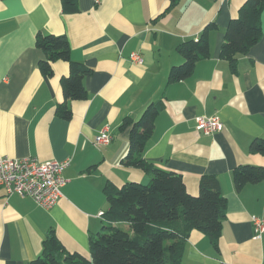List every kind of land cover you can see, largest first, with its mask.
Returning <instances> with one entry per match:
<instances>
[{
    "label": "crops",
    "instance_id": "crops-1",
    "mask_svg": "<svg viewBox=\"0 0 264 264\" xmlns=\"http://www.w3.org/2000/svg\"><path fill=\"white\" fill-rule=\"evenodd\" d=\"M246 0H78L79 12L65 14L61 0H0V155L71 159L58 204L46 210L31 198L0 189V264H29L42 256L54 231L70 251L90 255V237L103 227L107 184L143 182L144 171L126 167L130 128L159 101L145 160L182 175L197 196L204 175H214L227 200L218 249L200 231L186 243L182 264H264V234L257 238L252 218L264 219V179L237 190L238 166L264 167V156L250 153L264 139V12L262 39L240 56L237 72L220 56L226 29ZM210 57L199 61L188 79L169 84L174 66L184 62L177 48L198 39L206 26ZM65 36L72 61L92 70L84 84L88 98L70 102L72 118L56 115L64 101L61 80L70 65L57 61L51 77L42 75L44 52L36 36ZM133 54L143 62L134 63ZM218 116L221 132L204 134L196 118ZM112 137L94 146L101 133ZM120 227L126 229L127 224Z\"/></svg>",
    "mask_w": 264,
    "mask_h": 264
},
{
    "label": "trees",
    "instance_id": "trees-1",
    "mask_svg": "<svg viewBox=\"0 0 264 264\" xmlns=\"http://www.w3.org/2000/svg\"><path fill=\"white\" fill-rule=\"evenodd\" d=\"M61 2L65 14L79 12L78 0ZM179 2L169 0L167 10ZM263 12L264 0H246L226 29L220 56L230 63L233 73L237 72L239 57L248 54L262 39ZM216 27L215 23L209 24L197 40H188L177 48L184 62L171 69L169 84L188 79L194 74L197 63L210 57L209 34ZM36 47L45 54L39 63L42 75L53 76V65L57 61L70 65V74L61 80L65 99L56 108L59 118L70 120V102L88 98L84 80L92 70L72 61L70 43L65 36L38 33ZM163 107L161 101L152 103L139 120L127 118L122 125V129L130 128L129 150L122 164L141 169L150 181L147 184L127 182L121 187L106 185L108 209L102 215V229L90 237V255L68 250L54 231H50L43 255L29 264H182L187 240L195 230L205 234L218 249L227 216V200L218 178L204 175L199 194L194 196L188 192L181 174L145 160L146 145ZM250 153L264 156V139H255ZM263 179L264 167L261 166H238L233 172L237 190ZM121 223L128 228L120 227Z\"/></svg>",
    "mask_w": 264,
    "mask_h": 264
},
{
    "label": "built area",
    "instance_id": "built-area-1",
    "mask_svg": "<svg viewBox=\"0 0 264 264\" xmlns=\"http://www.w3.org/2000/svg\"><path fill=\"white\" fill-rule=\"evenodd\" d=\"M131 60L137 64L143 62L139 54H133ZM196 129L204 134H213L221 132L224 123L218 116H201L196 118ZM111 141L112 137L103 132L93 144L102 148ZM70 164L71 159L41 162L37 158L16 159L0 155V189L5 190L8 198L13 195L31 198L41 208L50 210L63 197L62 188L67 182L64 172ZM252 221L257 238H260L264 234V219L253 217Z\"/></svg>",
    "mask_w": 264,
    "mask_h": 264
},
{
    "label": "rangeland",
    "instance_id": "rangeland-1",
    "mask_svg": "<svg viewBox=\"0 0 264 264\" xmlns=\"http://www.w3.org/2000/svg\"><path fill=\"white\" fill-rule=\"evenodd\" d=\"M149 181H150V177L146 176L145 180L143 182H141V183L147 184Z\"/></svg>",
    "mask_w": 264,
    "mask_h": 264
}]
</instances>
